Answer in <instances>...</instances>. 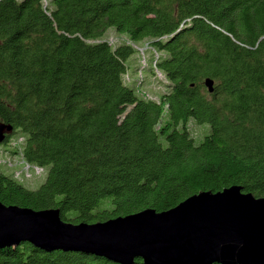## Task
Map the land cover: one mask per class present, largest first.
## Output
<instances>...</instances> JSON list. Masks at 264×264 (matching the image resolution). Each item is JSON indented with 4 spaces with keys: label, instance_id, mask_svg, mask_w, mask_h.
Segmentation results:
<instances>
[{
    "label": "trees",
    "instance_id": "trees-1",
    "mask_svg": "<svg viewBox=\"0 0 264 264\" xmlns=\"http://www.w3.org/2000/svg\"><path fill=\"white\" fill-rule=\"evenodd\" d=\"M0 123L7 159L47 170L31 190L0 164L5 206L93 225L232 187L264 198V0H0ZM0 264L114 263L24 243Z\"/></svg>",
    "mask_w": 264,
    "mask_h": 264
},
{
    "label": "water",
    "instance_id": "water-1",
    "mask_svg": "<svg viewBox=\"0 0 264 264\" xmlns=\"http://www.w3.org/2000/svg\"><path fill=\"white\" fill-rule=\"evenodd\" d=\"M213 85L206 81L210 93ZM12 132L0 123V145ZM24 243L114 264H264V198L232 187L200 193L168 212L145 210L93 225L64 222L58 209L0 203V249Z\"/></svg>",
    "mask_w": 264,
    "mask_h": 264
},
{
    "label": "rangeland",
    "instance_id": "rangeland-1",
    "mask_svg": "<svg viewBox=\"0 0 264 264\" xmlns=\"http://www.w3.org/2000/svg\"><path fill=\"white\" fill-rule=\"evenodd\" d=\"M106 40L111 45H113V47H116L121 42H124L126 39L123 36L116 34L114 32V29H110L107 33ZM132 61L134 63L133 70H135V67L137 69L138 65H139V59H138L137 55L135 57V60H132ZM147 78L148 79L145 83V89L144 90H145L146 94L149 96V98L157 99L162 94L166 93L167 89L163 83L159 84L157 81L153 80L151 75H149ZM205 131L206 130L204 129V127L195 125L194 123L192 124V132L197 139H201L203 137V135L205 134ZM16 137H18V136H15L14 139H12V140L17 141ZM5 150H6V147L4 145H0V160L8 158V154L4 153ZM0 164L5 165L4 163H0ZM6 167L7 168L2 167V170H4V172H6L7 174L13 173L19 179V181L22 184H24L27 188H29L31 190H37L46 180L47 170H46V173L44 175L33 176L32 178H26L23 173L20 174V172H22L21 165L20 166L19 165L18 166L12 165V168L9 167L8 165H6ZM19 174L21 176H19Z\"/></svg>",
    "mask_w": 264,
    "mask_h": 264
},
{
    "label": "built area",
    "instance_id": "built-area-1",
    "mask_svg": "<svg viewBox=\"0 0 264 264\" xmlns=\"http://www.w3.org/2000/svg\"><path fill=\"white\" fill-rule=\"evenodd\" d=\"M156 53V52H154ZM145 55V54H142ZM12 163H16L17 165H21L22 167V172L24 175H31V174H42L41 173V168L38 167H32L31 165L25 163L24 161H22V159H15V160H11ZM0 163H4V160H0Z\"/></svg>",
    "mask_w": 264,
    "mask_h": 264
},
{
    "label": "bare ground",
    "instance_id": "bare-ground-1",
    "mask_svg": "<svg viewBox=\"0 0 264 264\" xmlns=\"http://www.w3.org/2000/svg\"><path fill=\"white\" fill-rule=\"evenodd\" d=\"M149 48H146V49H144V50H141V54H145V52L148 50ZM156 55H157V53H155ZM142 63H143V65L145 66V64H146V56L145 55H142ZM157 59V58H156ZM4 164H6V165H8L9 167H11L12 168V165L13 166H18L16 163H12L11 162V159H7V160H4ZM41 173L42 174H31V175H25V177L26 178H32L33 176H39V175H43V173H44V171H43V169H41ZM19 176H21L20 174H19ZM15 178L16 179H18L16 176H15ZM22 178V177H21ZM19 180V179H18Z\"/></svg>",
    "mask_w": 264,
    "mask_h": 264
}]
</instances>
